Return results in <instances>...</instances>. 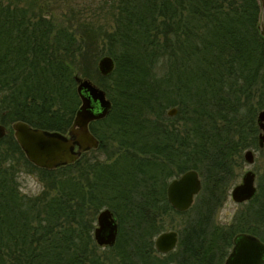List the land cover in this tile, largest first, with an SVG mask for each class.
<instances>
[{
	"label": "trees",
	"instance_id": "1",
	"mask_svg": "<svg viewBox=\"0 0 264 264\" xmlns=\"http://www.w3.org/2000/svg\"><path fill=\"white\" fill-rule=\"evenodd\" d=\"M100 9L95 20H58L33 0H0V264H223L238 232L264 233L257 193L230 224L216 220L243 151L259 148L260 2L105 0ZM103 53L115 60L108 75L97 67ZM76 75L112 102L89 125L99 145L72 163L38 167L11 124L67 133L81 103ZM192 168L202 189L177 210L167 185ZM20 171L37 175L42 190L22 192ZM104 207L118 223L112 246L94 239ZM168 218L180 220L177 229ZM168 225L178 242L161 253L155 237Z\"/></svg>",
	"mask_w": 264,
	"mask_h": 264
},
{
	"label": "water",
	"instance_id": "2",
	"mask_svg": "<svg viewBox=\"0 0 264 264\" xmlns=\"http://www.w3.org/2000/svg\"><path fill=\"white\" fill-rule=\"evenodd\" d=\"M261 5L259 31L264 36V0ZM97 67L102 75L110 74L115 68V60L110 54L102 55ZM77 91L81 103L67 133H61L41 127L32 126L24 120H16L11 124L14 136L25 155L38 167L54 169L60 165L72 163L79 156L92 148H97L99 139L90 130V122L105 117L112 102L106 91L88 78L76 75ZM177 107L168 109L173 116ZM257 122L261 128L259 147L264 146V108L258 112ZM7 127L0 123V139L5 135ZM246 162L254 161V152H244ZM255 172L247 170L241 181L234 184L231 197L237 203L253 198L257 193ZM202 189V179L197 169H188L172 178L167 185V198L177 210H187L194 203L196 195ZM94 239L101 246H112L118 235V223L109 207L100 209L97 214ZM178 242V231L175 229L159 233L155 238V247L161 253L173 250ZM223 264H264V241L249 232H238L233 238V246Z\"/></svg>",
	"mask_w": 264,
	"mask_h": 264
},
{
	"label": "rangeland",
	"instance_id": "3",
	"mask_svg": "<svg viewBox=\"0 0 264 264\" xmlns=\"http://www.w3.org/2000/svg\"><path fill=\"white\" fill-rule=\"evenodd\" d=\"M2 1L8 2L10 0H2ZM14 1H17L20 4H24L26 2V0H14ZM103 1L105 0H33L37 13H40L46 17L54 16L58 20H64L68 17L76 18V16H78V18L82 16V18L87 17L92 20H95L98 17L97 16L98 13L102 9H104V8L100 9ZM116 3L117 2H115V4ZM110 8L111 7L109 4L105 7L103 11L108 12ZM103 46H104L103 44L100 45L101 48H103ZM104 53L100 54V57L104 55ZM82 78H85V77H82ZM260 132H261V128H260ZM247 149H252L254 152V161L252 163L246 162L244 158V152ZM247 149L243 151L244 163L242 167L237 170L239 173V177L231 185L230 189L228 190L226 199L223 201L222 205L217 210L216 220L221 224H230L233 221L235 214L240 213V212L242 213L246 210L245 207H246L247 201L243 203L235 202L231 197V189L234 184L241 181L242 175L247 170H252L255 172V175H256L255 184L257 186V196H258L256 207L260 213L261 211L259 209L264 210V146L259 147V148H247ZM18 179L20 182V189L24 193L36 194L42 190V187H43L42 183L39 181L37 175H35L34 173L20 171ZM96 219H97V215H96ZM179 221H180L179 219H171V218L167 219L168 223L171 222L174 225L178 223ZM175 227L176 229L178 228L177 225H175ZM171 229L173 228H170V225H168L167 230H171ZM259 236L260 238L264 239L263 232H260Z\"/></svg>",
	"mask_w": 264,
	"mask_h": 264
}]
</instances>
